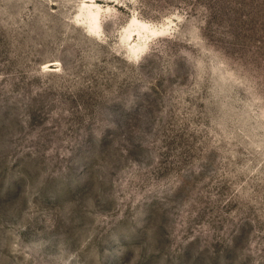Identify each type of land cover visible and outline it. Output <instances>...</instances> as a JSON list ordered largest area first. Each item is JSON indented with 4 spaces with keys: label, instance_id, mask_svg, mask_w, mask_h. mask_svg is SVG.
<instances>
[{
    "label": "rangeland",
    "instance_id": "obj_1",
    "mask_svg": "<svg viewBox=\"0 0 264 264\" xmlns=\"http://www.w3.org/2000/svg\"><path fill=\"white\" fill-rule=\"evenodd\" d=\"M0 264H264V0H0Z\"/></svg>",
    "mask_w": 264,
    "mask_h": 264
}]
</instances>
